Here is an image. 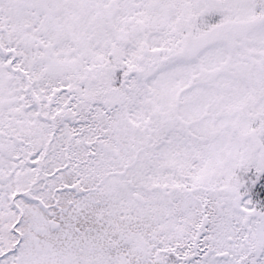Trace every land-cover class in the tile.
Returning a JSON list of instances; mask_svg holds the SVG:
<instances>
[{"label": "snow or ice", "instance_id": "snow-or-ice-1", "mask_svg": "<svg viewBox=\"0 0 264 264\" xmlns=\"http://www.w3.org/2000/svg\"><path fill=\"white\" fill-rule=\"evenodd\" d=\"M0 264H264V0H0Z\"/></svg>", "mask_w": 264, "mask_h": 264}]
</instances>
